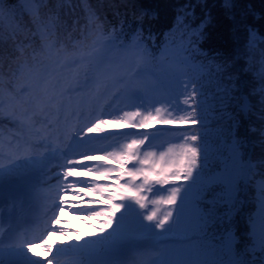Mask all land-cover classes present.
I'll use <instances>...</instances> for the list:
<instances>
[{
    "label": "snow or ice",
    "instance_id": "snow-or-ice-1",
    "mask_svg": "<svg viewBox=\"0 0 264 264\" xmlns=\"http://www.w3.org/2000/svg\"><path fill=\"white\" fill-rule=\"evenodd\" d=\"M28 2L30 0H0V11L9 4L14 14L16 6ZM34 2L45 5L44 0ZM198 7L203 13L200 17L196 15ZM221 7L231 18L235 7L233 0H223ZM149 14L144 8L138 13L141 20ZM175 19L185 22L179 46L157 53L143 44H121L120 38L125 36L121 29L112 46L135 62V71L111 80L97 74L86 76L68 93L55 98L52 110L34 108L31 113L10 112L5 118L0 97V125L15 129L7 149L0 145V188L6 177L20 171L21 165H31L52 155L60 161L56 180L61 182L49 181L42 188L55 193L54 199L49 197L52 215L45 236L58 231L50 226L60 224V216L69 204L70 189L73 190V201L83 200L89 192L92 194L94 198L90 203L98 204L99 209L88 215L100 221V233L103 234L84 244L69 241V247L61 245L57 248L45 237L29 240L27 232L21 231L18 224L10 220L8 229L0 231V264H24L25 252L44 264H62L60 258L64 257L68 259L63 260V264H264V170L253 189L255 207L248 215L247 243L242 249L236 246L239 237L227 227L249 202L247 193L256 174L254 166L245 163L239 155V139L233 138L230 155L223 160V167L214 172L209 165L207 138L196 133L182 136L183 144L159 154L144 151L141 155L140 150L146 147L148 137L133 140L108 155L89 151L94 140L89 134L100 133L105 127L145 130L157 125H200L207 128L206 114L211 105L206 101L203 85L197 87V81L190 73L198 74L208 69L211 81L220 89L216 103L222 113L241 95L239 74L233 68L232 58L219 50L200 47L214 20L212 13L207 11V0L177 5ZM197 53L207 63L194 65L192 61L199 58ZM260 79L264 83V70L260 72ZM197 95L201 100L194 107L190 101ZM181 97H187L183 99L187 107H180ZM260 103L264 106V87L261 88ZM158 105L191 111L179 119H165L161 115L163 109ZM241 106L247 107L242 101ZM109 112L118 118H111ZM160 132L167 131L162 129ZM198 140L201 143L196 144ZM81 157L100 163L93 167ZM106 166L112 167L104 170ZM261 168L264 169V161H261ZM97 171L99 174H95ZM89 176L93 178L90 182L71 179ZM85 186L89 190L86 191ZM161 189L168 190L169 194L160 199L150 198L149 194L156 195ZM0 195L5 197L3 192ZM182 204L184 224L179 226L177 217L182 212ZM151 205L157 208L153 210ZM160 205L170 209L162 218L158 214ZM129 206L133 214L122 215ZM79 207L72 203V209ZM174 228L178 230L173 231ZM173 237L181 241V252L191 255L192 260L169 258L170 246L176 247L168 243ZM40 241L45 249L43 259L37 258L34 251L35 244ZM117 248L125 249L123 256L107 255Z\"/></svg>",
    "mask_w": 264,
    "mask_h": 264
},
{
    "label": "trees",
    "instance_id": "trees-1",
    "mask_svg": "<svg viewBox=\"0 0 264 264\" xmlns=\"http://www.w3.org/2000/svg\"><path fill=\"white\" fill-rule=\"evenodd\" d=\"M45 5L34 0L23 6H16L13 11L5 4L0 11V85L2 80L10 81L11 73L15 72L27 58L29 64L34 63L39 53L35 47L41 42L37 40L41 25L52 24L54 30L47 29L52 40L69 42L72 37L85 29L92 22L93 30L100 32L113 29L115 26L129 27L132 23H141L143 32L149 38L165 37L167 48L179 46L181 36L185 32L184 20L177 21L176 7L184 3H195V0H44ZM223 0H207V11L212 13L213 23L207 29V38L201 48L219 50L226 57L232 58V65L238 76L240 96L231 102L226 112L216 103V97L221 94L217 85L211 81L208 69L198 74L190 73L197 81V87L203 85L206 101L211 105L207 112V128L191 127L188 135L196 133L202 138L206 136L211 171L223 167V160L230 155L233 138L240 140L239 155L245 162L248 155L260 163L264 161V106L260 103L261 91L264 87L260 72L264 70V0H233L235 7L232 17L225 15L221 7ZM133 4L136 7H133ZM141 8L148 9L149 15L142 18L138 15ZM36 9V10H34ZM196 15L202 16L201 9L196 8ZM87 20V21H86ZM198 22V21H197ZM83 23V24H82ZM255 29V31H253ZM87 30V28H86ZM116 31V29H114ZM59 51V47L56 48ZM194 59L195 65L207 63L200 57ZM235 86V85H233ZM251 92V94H249ZM244 97L250 99L242 112L239 110ZM187 98V97H186ZM201 100L197 95L190 101L194 107ZM185 107H187L185 105ZM191 109L183 111L182 116H188ZM197 107V115L200 116ZM229 116L234 119H228ZM184 143V140H183ZM182 143V144H183ZM201 143L198 140L196 144ZM260 180V173L253 177L254 184L247 193L248 203L244 209L227 225L233 234L239 237L236 245L243 248L247 243L248 215L253 212L255 201L253 189ZM187 196L185 197V201ZM184 204L179 215L181 225L184 224Z\"/></svg>",
    "mask_w": 264,
    "mask_h": 264
},
{
    "label": "rangeland",
    "instance_id": "rangeland-1",
    "mask_svg": "<svg viewBox=\"0 0 264 264\" xmlns=\"http://www.w3.org/2000/svg\"><path fill=\"white\" fill-rule=\"evenodd\" d=\"M112 129H115V128L105 127V130H107V131L112 130ZM86 200L88 203H90V198H87ZM70 206L72 207V205H70ZM65 215H67V213L64 212L60 216V224L65 223L66 227H69V230L67 232L72 233L71 236H66V238H65V240H67L66 242H68L70 240L71 242L74 243L75 238H73V235H75V236L80 235L83 237V239L85 241L90 240V239H99V237L101 235H103L102 233H100V221L91 219V217L88 214L82 213V214L78 215L79 217L84 216L87 219L86 222L82 221V223L80 225L82 227L81 229L76 228V226L74 224V223H78L77 222L78 217H75V218L73 216H66L65 217ZM63 217H65V218H63ZM109 231H111V230H109ZM169 258H171V255L169 256Z\"/></svg>",
    "mask_w": 264,
    "mask_h": 264
},
{
    "label": "bare ground",
    "instance_id": "bare-ground-1",
    "mask_svg": "<svg viewBox=\"0 0 264 264\" xmlns=\"http://www.w3.org/2000/svg\"><path fill=\"white\" fill-rule=\"evenodd\" d=\"M111 118H118V117H117L116 114H112V115H111ZM53 229H58V228H53ZM55 232H56V231H55ZM55 232H53V233H54L53 235H55Z\"/></svg>",
    "mask_w": 264,
    "mask_h": 264
}]
</instances>
